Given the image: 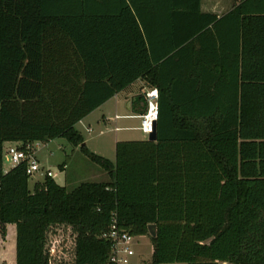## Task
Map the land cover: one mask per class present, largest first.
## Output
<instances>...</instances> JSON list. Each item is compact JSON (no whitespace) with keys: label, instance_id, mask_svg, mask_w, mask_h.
Wrapping results in <instances>:
<instances>
[{"label":"trees","instance_id":"trees-1","mask_svg":"<svg viewBox=\"0 0 264 264\" xmlns=\"http://www.w3.org/2000/svg\"><path fill=\"white\" fill-rule=\"evenodd\" d=\"M105 2L0 0V233L14 225L15 264H106L112 213L131 235L155 224L153 264H264V0L219 18L200 0ZM205 35L217 67L196 72L215 80L182 100L179 62ZM137 79L158 89L157 137L118 141L112 162L75 125ZM56 138L108 179L67 190L46 175L29 187L26 160L4 171V142Z\"/></svg>","mask_w":264,"mask_h":264},{"label":"rangeland","instance_id":"rangeland-1","mask_svg":"<svg viewBox=\"0 0 264 264\" xmlns=\"http://www.w3.org/2000/svg\"><path fill=\"white\" fill-rule=\"evenodd\" d=\"M131 89L137 92L139 89V83H134ZM126 92L127 91H123L118 97L121 104L119 105L120 108L117 110V113L122 114L126 112L125 105L123 104L125 101ZM112 104L113 101H111L109 105L112 106ZM108 111H110L109 113L112 118L109 120V122H107L105 127L106 133H104L103 135H99V127H97L96 125H92V131L89 133H87L85 131V128H83L81 125H78V129L84 135V138L86 139V147L88 149H90L95 154L103 156L109 160H113L114 154L110 141V137L114 135L113 128L115 124V120L113 119V106L108 108ZM99 114L100 111H96L95 115L93 116H97ZM125 122L136 126L139 125V119L118 120L116 123L118 125H122ZM117 135L121 138L136 137L142 140L147 138V136L141 133V131L139 130L120 131ZM4 149H8V144H5ZM33 149L34 157L36 158L41 170L34 172L29 177V187H32L35 181L41 180L45 176L46 170H50L52 173H56L54 180L58 184L66 186L67 190L73 189L81 182L104 181L102 180L100 174L104 176L103 179H107L106 174L99 166L92 163L88 159V157L80 151L79 148L75 149L74 146L64 138H56L46 143L41 142L36 146L34 143ZM63 161H67L69 163V168L66 170V172H62L59 166ZM3 167L9 168L10 165L3 162ZM65 176L67 178L66 180ZM6 235L5 237H2L0 233V264H8L6 262L8 259H6L5 257V252L7 249L5 248V243L7 240ZM8 240L7 241L11 243L10 234ZM132 243L134 255L130 258L129 264H153L151 261L153 243L150 234L148 233L143 235H134ZM2 254L4 255V257Z\"/></svg>","mask_w":264,"mask_h":264},{"label":"crops","instance_id":"crops-1","mask_svg":"<svg viewBox=\"0 0 264 264\" xmlns=\"http://www.w3.org/2000/svg\"><path fill=\"white\" fill-rule=\"evenodd\" d=\"M240 1L241 0H200V11L203 13L214 14L219 18V17L223 16L224 14L228 13L235 5L239 4ZM103 4H104V6H106L105 0H103ZM200 39H201L200 42H196L195 46H194L195 47L194 50L197 51V53H198V54H196L197 55L196 60H194L193 54H192L191 58H190V56L186 55V57L184 59L182 57L180 62H179V66H180L179 67V73L183 70L184 74H186V75H181V77L179 75V77L182 79H181V82H179V84H178V95H179V98H181L182 100H184L185 97L190 99L191 97H193V95L196 94V91H195L196 90V84H198V86H200V83L203 81H205V83H209V82L212 83L213 82L214 77H212L210 74L206 75L205 80H203V79H201L202 77L200 75H198L196 71H197V69H200L204 66H207L209 68L210 72H212V70H213L212 68L215 69L217 67V49L215 47H213V45L211 43V39L208 38L207 35L201 37ZM228 60L231 61L230 59H228ZM214 80H215V78H214ZM134 83H139V89L137 92H135L134 90L131 89V87ZM144 87H148V85L143 80L137 79L136 81H134L133 83L128 85L126 88H124L122 91L118 92L113 97L108 99L106 102L101 104L99 107H97L96 109L91 111L84 118H82L78 123H76L75 128L82 135V137L84 139L85 143H83V144H85V146H86V139L84 138V135L78 129V125H81L83 128H85V131L87 133L92 131V125H96L97 127H99V135H103L104 133H106L105 127H106L107 122H109V120L112 118L110 116V113H109L110 111H108V108H110L112 106H113V111H114L113 119L115 120V124H114V128H113L114 129V131H113L114 135L110 137V141H111L114 157H113V160H110V161L115 162V145L118 141H140V140H142V139H138L136 137H134V138L133 137H125V138L118 137V135H117L118 132H120V131H137V130H139L138 129L139 125L136 126V125L126 123V122L123 123L122 125H118L116 122L118 120L139 119L137 116L138 112H136L138 107H134L131 105H129V109H127L125 106V109H126L125 113H122V114L117 113V110L120 108L119 105L121 104L118 97L123 91H127L126 95H125V101L123 103L124 105H126V101L131 96L140 93L142 88H144ZM111 101H113L112 106L109 105ZM96 111H100V114L97 116H93V115H95ZM139 122H140V120H139ZM143 140H148V138H145ZM5 144H8V147H10L12 145H16V146L20 145L18 142H4L3 153L5 152V149H4ZM74 148L78 149L79 146L74 147ZM88 150L91 151L90 149H88ZM59 166H60L62 172H66V170L69 168V163L67 161H63ZM9 168L3 167L4 171H7ZM104 173L106 174L107 179H108L107 173L105 171H104ZM100 175H101L102 180H104V181L107 180V179H103L104 176L102 174H100ZM55 176H56V173H53L52 178L54 179ZM66 179L67 178L65 176V180ZM59 185H62V184H59ZM6 230H7L6 239L8 240L9 234H10V239H11L10 240L11 243L8 242L9 240L8 241L6 240V243H5V248H7V249H6V252L5 251L4 252H5L6 259H8L6 262L8 264H15V227H14V225L8 224L6 226ZM7 250H8V252H7ZM3 257H4V255H3ZM174 264H184V263H174ZM219 264H232V263H230V262H219Z\"/></svg>","mask_w":264,"mask_h":264},{"label":"built area","instance_id":"built-area-1","mask_svg":"<svg viewBox=\"0 0 264 264\" xmlns=\"http://www.w3.org/2000/svg\"><path fill=\"white\" fill-rule=\"evenodd\" d=\"M145 103L144 111L138 114L140 120L138 129L147 136L153 131L154 123L158 119V89L156 87H144L141 92ZM38 143H35V146ZM34 144L27 145L24 149L12 145L3 153L4 162L14 167L22 161H27L26 173L31 176L34 172L41 170L34 157ZM46 176L53 177L50 170L45 171ZM133 236L122 228L115 213H112L108 229L102 237L110 242V252L106 264H129L134 255Z\"/></svg>","mask_w":264,"mask_h":264},{"label":"water","instance_id":"water-1","mask_svg":"<svg viewBox=\"0 0 264 264\" xmlns=\"http://www.w3.org/2000/svg\"><path fill=\"white\" fill-rule=\"evenodd\" d=\"M139 98L142 99V101H140V105L143 106L142 110L138 111V114H141L144 111L145 108V103L143 100V95L141 93L135 94L133 96H131L127 101H126V108L129 109V105L134 106L135 103L139 100ZM156 126H157V122L154 123L153 126V131L148 135V140L149 141H155L157 134H156ZM147 231L150 234L151 237H155L156 235V226L155 224H149L147 226Z\"/></svg>","mask_w":264,"mask_h":264}]
</instances>
